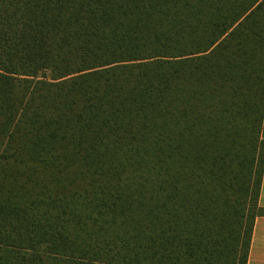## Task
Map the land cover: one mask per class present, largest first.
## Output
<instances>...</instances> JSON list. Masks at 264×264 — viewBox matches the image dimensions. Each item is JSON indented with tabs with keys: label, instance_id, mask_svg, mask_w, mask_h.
I'll return each instance as SVG.
<instances>
[{
	"label": "trees",
	"instance_id": "obj_1",
	"mask_svg": "<svg viewBox=\"0 0 264 264\" xmlns=\"http://www.w3.org/2000/svg\"><path fill=\"white\" fill-rule=\"evenodd\" d=\"M261 125L264 0H0V264H246Z\"/></svg>",
	"mask_w": 264,
	"mask_h": 264
},
{
	"label": "crops",
	"instance_id": "obj_2",
	"mask_svg": "<svg viewBox=\"0 0 264 264\" xmlns=\"http://www.w3.org/2000/svg\"><path fill=\"white\" fill-rule=\"evenodd\" d=\"M258 207L264 209V173L258 196ZM246 264H264V215L254 220Z\"/></svg>",
	"mask_w": 264,
	"mask_h": 264
},
{
	"label": "rangeland",
	"instance_id": "obj_3",
	"mask_svg": "<svg viewBox=\"0 0 264 264\" xmlns=\"http://www.w3.org/2000/svg\"><path fill=\"white\" fill-rule=\"evenodd\" d=\"M244 91L246 92L247 89L245 88ZM258 137H259V139H258L259 142L258 143L260 144L259 147H260V150H261L262 146H264V144H261V141L264 140V125L260 126V129L258 131ZM262 152H264V151H262Z\"/></svg>",
	"mask_w": 264,
	"mask_h": 264
}]
</instances>
